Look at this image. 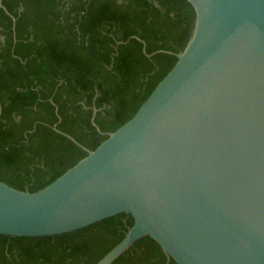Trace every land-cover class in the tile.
I'll return each instance as SVG.
<instances>
[{"label":"water","instance_id":"95a60500","mask_svg":"<svg viewBox=\"0 0 264 264\" xmlns=\"http://www.w3.org/2000/svg\"><path fill=\"white\" fill-rule=\"evenodd\" d=\"M186 1L190 38L131 118L36 191L0 180L1 235L126 214L133 224L95 264L146 236L164 264H264V0Z\"/></svg>","mask_w":264,"mask_h":264},{"label":"trees","instance_id":"16d2710c","mask_svg":"<svg viewBox=\"0 0 264 264\" xmlns=\"http://www.w3.org/2000/svg\"><path fill=\"white\" fill-rule=\"evenodd\" d=\"M2 5L0 180L29 191L55 180L87 155L82 146L94 149L131 118L175 64L195 17L186 0ZM132 224L119 214L59 235L0 234V264H95ZM135 259L163 264L166 256L146 236L111 264Z\"/></svg>","mask_w":264,"mask_h":264},{"label":"flooded vegetation","instance_id":"af4514ba","mask_svg":"<svg viewBox=\"0 0 264 264\" xmlns=\"http://www.w3.org/2000/svg\"><path fill=\"white\" fill-rule=\"evenodd\" d=\"M154 257V256H153ZM133 261H135V264H147L148 262L149 263H155L156 262V260H155V258H153L152 260H149L148 262L146 261V260H140V259H135V260H133ZM165 263V262H164ZM163 263V264H164ZM169 264V263H168Z\"/></svg>","mask_w":264,"mask_h":264}]
</instances>
